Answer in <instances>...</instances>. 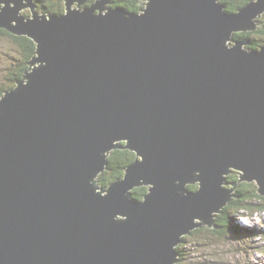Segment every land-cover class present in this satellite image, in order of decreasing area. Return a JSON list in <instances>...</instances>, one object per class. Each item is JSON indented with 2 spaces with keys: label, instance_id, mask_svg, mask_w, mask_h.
Listing matches in <instances>:
<instances>
[{
  "label": "water",
  "instance_id": "95a60500",
  "mask_svg": "<svg viewBox=\"0 0 264 264\" xmlns=\"http://www.w3.org/2000/svg\"><path fill=\"white\" fill-rule=\"evenodd\" d=\"M33 1L0 0L39 54L0 99V264H175L186 234L219 228L229 175L264 196V46L234 37L263 27L264 0ZM116 148L137 159L99 189Z\"/></svg>",
  "mask_w": 264,
  "mask_h": 264
},
{
  "label": "rangeland",
  "instance_id": "374dc122",
  "mask_svg": "<svg viewBox=\"0 0 264 264\" xmlns=\"http://www.w3.org/2000/svg\"><path fill=\"white\" fill-rule=\"evenodd\" d=\"M33 2L35 4V0ZM27 9L30 10V15L25 14V11ZM40 13L49 15L47 12ZM21 14L25 15L26 17H33L32 8L27 7L26 9L21 11ZM263 15L264 12L262 13L261 21H264ZM13 24L15 25L16 21ZM10 33L15 35L12 31H10ZM16 47L17 45L15 44V41L13 40V37L11 35H0V89L4 87L6 89L8 88L7 90H10L18 87V82L15 81V77L10 75L9 70L12 67L14 58L19 55V50ZM24 74L25 73H23L20 79L24 77ZM14 83H16V85H14ZM11 84H13V87L11 86ZM4 94H6V92H4L3 95ZM3 95L0 97V99L3 97ZM99 176L97 178V187H99V189L110 186L114 182L112 181L110 184L105 186L99 182ZM229 177H231V175H229ZM239 178L240 177L238 172V180H240ZM231 179L232 178H230V180L228 179L226 185L228 188L233 187V185H231V182H238L239 186L240 184L244 183H239V181H231ZM239 186L236 190L233 191V194L237 195ZM135 188L137 187H134L133 189H131V191L135 190ZM259 203L264 205V199L259 201ZM227 205H225V207H227ZM230 214L231 217L233 216V223L230 224L234 226V230L231 231V233L228 230L227 232L225 231L224 236H221L213 230L217 228H210L208 225H206L203 226V228L199 227L202 228L200 233L197 232L193 234L191 233L189 235L186 234L183 242L175 247L176 250L179 251V254H177L175 257L178 260L177 263L264 264V210L262 208L259 209L256 207L254 211L245 209L239 212L233 211L232 213L230 212ZM252 229H256V231L259 230L261 235L256 234L255 236L253 235L251 237H248L252 232Z\"/></svg>",
  "mask_w": 264,
  "mask_h": 264
},
{
  "label": "trees",
  "instance_id": "16d2710c",
  "mask_svg": "<svg viewBox=\"0 0 264 264\" xmlns=\"http://www.w3.org/2000/svg\"><path fill=\"white\" fill-rule=\"evenodd\" d=\"M141 0H114V3L110 5V7L121 6L130 11H141L142 5L140 3ZM252 0H221V2L226 5V10L228 12H237L241 8H243L246 4H248ZM95 0H90L88 5L94 3ZM35 4L37 6V10L40 12L47 13H64L66 10V2L65 0H35ZM30 10L27 9L25 11L26 15H30ZM264 16V15H263ZM263 27L256 31H241L239 33H235L234 37L237 39L245 40L246 45L245 48L248 50H259L264 46V21H262ZM11 35L16 48L19 50V55L14 58L12 62V67L10 70V75L15 77V81L19 80L23 73L27 71L28 61H30L37 53V43L29 36L26 35H13L7 29L0 27V35ZM23 78V77H22ZM16 85V83H14ZM13 87V84H11ZM10 87V88H12ZM8 89V88H7ZM2 87L0 89V97L3 95L4 91L7 90ZM137 159V153L131 149L127 148H117L114 149L111 155L108 157L107 168L105 171L101 173L99 176V182L105 186L110 184L112 181L120 179L125 174V169L129 164L134 162ZM238 181V172H233L229 180ZM108 187V186H107ZM227 187V186H226ZM189 188L192 190H197L199 188V184H190ZM148 192V186H140L135 188V190L131 191L132 197L136 200H143L146 193ZM237 198L233 199L227 207H224L222 212L216 215V225L219 226L217 229H213L219 235L225 234V231L231 233L233 231L234 226L230 212L233 211H241V210H251L262 208L264 210V205L260 204L259 201L264 199L258 192V185L256 182H244L240 184L239 189L237 190ZM264 204V203H263ZM249 216V215H246ZM231 217V222H230ZM236 225V224H235ZM203 228V227H202ZM202 228H196L193 230V233L201 232ZM261 235L260 231L256 229H252V232L248 237ZM186 236L183 238L185 239ZM182 252V251H181ZM180 264V263H176Z\"/></svg>",
  "mask_w": 264,
  "mask_h": 264
},
{
  "label": "bare ground",
  "instance_id": "6f19581e",
  "mask_svg": "<svg viewBox=\"0 0 264 264\" xmlns=\"http://www.w3.org/2000/svg\"><path fill=\"white\" fill-rule=\"evenodd\" d=\"M140 3H142V8H141V10H143V9H145L146 8V4H147V0H142V1H140ZM244 32V31H243ZM235 33H239V31H236ZM20 36V35H19ZM23 36V35H22ZM27 36V35H26ZM37 49H38V46H37ZM39 56V54H38V52L36 53V55L34 56V57H36V56ZM32 60V59H31ZM37 66V64H33V67H36ZM30 68V64L28 63V67H27V70ZM24 79V77L22 78V80ZM21 80V79H20ZM141 186H148V188H150V187H153L154 186V184H151V183H143V185H141ZM109 188V186L108 187H104L103 189L104 190H107Z\"/></svg>",
  "mask_w": 264,
  "mask_h": 264
},
{
  "label": "clouds",
  "instance_id": "9594fccd",
  "mask_svg": "<svg viewBox=\"0 0 264 264\" xmlns=\"http://www.w3.org/2000/svg\"><path fill=\"white\" fill-rule=\"evenodd\" d=\"M88 3H89V2L87 1V3L84 5V7H85V6H88ZM113 3H114V2H113ZM91 4H92V3H91ZM91 4H89V5H91ZM109 6H110V5H109ZM261 22H262V21H261ZM262 24H263V23H262ZM245 45H246V44H245ZM245 45H244V46H245ZM259 50H260V49H259ZM116 149H117V148H116ZM112 151H113V150H112ZM105 170H106V169H105ZM105 170H104V171H105ZM125 170H126V169H125ZM100 175H101V174H100ZM124 175H125V174H124ZM114 181H115V180H114Z\"/></svg>",
  "mask_w": 264,
  "mask_h": 264
},
{
  "label": "flooded vegetation",
  "instance_id": "af4514ba",
  "mask_svg": "<svg viewBox=\"0 0 264 264\" xmlns=\"http://www.w3.org/2000/svg\"><path fill=\"white\" fill-rule=\"evenodd\" d=\"M90 0H88V2H89Z\"/></svg>",
  "mask_w": 264,
  "mask_h": 264
}]
</instances>
